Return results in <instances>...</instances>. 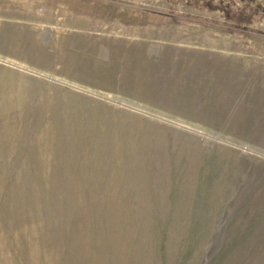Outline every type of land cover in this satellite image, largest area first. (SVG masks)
Wrapping results in <instances>:
<instances>
[{
    "label": "rangeland",
    "instance_id": "1",
    "mask_svg": "<svg viewBox=\"0 0 264 264\" xmlns=\"http://www.w3.org/2000/svg\"><path fill=\"white\" fill-rule=\"evenodd\" d=\"M259 153L264 0H0V264H264Z\"/></svg>",
    "mask_w": 264,
    "mask_h": 264
},
{
    "label": "bare ground",
    "instance_id": "2",
    "mask_svg": "<svg viewBox=\"0 0 264 264\" xmlns=\"http://www.w3.org/2000/svg\"><path fill=\"white\" fill-rule=\"evenodd\" d=\"M116 103H118L119 104V102H117V101H115ZM133 109V108H132ZM133 110H136V109H133ZM137 111H139V110H137ZM140 112H143V111H140ZM147 112H145V114H146ZM148 114V113H147ZM152 116H154V117H157L156 115H152ZM162 120V119H161ZM171 123V122H170ZM173 124H177V123H173ZM189 129H191V130H193V131H195L194 129H192V128H189Z\"/></svg>",
    "mask_w": 264,
    "mask_h": 264
},
{
    "label": "water",
    "instance_id": "3",
    "mask_svg": "<svg viewBox=\"0 0 264 264\" xmlns=\"http://www.w3.org/2000/svg\"><path fill=\"white\" fill-rule=\"evenodd\" d=\"M218 138V137H217ZM219 139V138H218ZM260 155H264L263 153H259Z\"/></svg>",
    "mask_w": 264,
    "mask_h": 264
}]
</instances>
